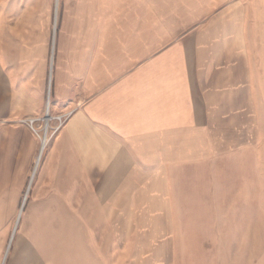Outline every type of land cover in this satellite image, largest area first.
Masks as SVG:
<instances>
[{
	"label": "crops",
	"instance_id": "1",
	"mask_svg": "<svg viewBox=\"0 0 264 264\" xmlns=\"http://www.w3.org/2000/svg\"><path fill=\"white\" fill-rule=\"evenodd\" d=\"M15 13L0 14V264H211L217 178L245 162L235 150L264 154V0ZM48 93L69 115L33 173L23 120Z\"/></svg>",
	"mask_w": 264,
	"mask_h": 264
},
{
	"label": "rangeland",
	"instance_id": "2",
	"mask_svg": "<svg viewBox=\"0 0 264 264\" xmlns=\"http://www.w3.org/2000/svg\"><path fill=\"white\" fill-rule=\"evenodd\" d=\"M23 1L0 0V14L8 15L10 25L16 22L15 12ZM241 153V150H235L233 156H243L245 162L237 158L238 161L228 164L227 168L223 166V176L217 178V209L214 213L218 242L215 249L211 243L202 244L212 253L211 264H264V154L262 162L256 164L249 152ZM259 172L262 177L258 179ZM17 214L13 227H9V236Z\"/></svg>",
	"mask_w": 264,
	"mask_h": 264
},
{
	"label": "built area",
	"instance_id": "3",
	"mask_svg": "<svg viewBox=\"0 0 264 264\" xmlns=\"http://www.w3.org/2000/svg\"><path fill=\"white\" fill-rule=\"evenodd\" d=\"M48 98L49 93L47 94V104L43 115L30 116L23 120V122L28 126L29 130L39 140V150L35 158L33 173L35 172L37 163L40 161L41 156L44 150L47 148L51 138L62 127L69 115V113L51 115L48 109Z\"/></svg>",
	"mask_w": 264,
	"mask_h": 264
},
{
	"label": "bare ground",
	"instance_id": "4",
	"mask_svg": "<svg viewBox=\"0 0 264 264\" xmlns=\"http://www.w3.org/2000/svg\"><path fill=\"white\" fill-rule=\"evenodd\" d=\"M56 1V4H57V8H58V2H59V0H55ZM38 154V153H37ZM43 154H44V152H43ZM39 164V162L37 163V165ZM32 174V173H31ZM21 215H22V212H19L18 214H17V218H18V216H20L21 217ZM4 262V258L2 259V261H1V264ZM5 263V262H4Z\"/></svg>",
	"mask_w": 264,
	"mask_h": 264
},
{
	"label": "water",
	"instance_id": "5",
	"mask_svg": "<svg viewBox=\"0 0 264 264\" xmlns=\"http://www.w3.org/2000/svg\"><path fill=\"white\" fill-rule=\"evenodd\" d=\"M14 230H15V228H14ZM14 230H13V233H14ZM13 233H12V236H13Z\"/></svg>",
	"mask_w": 264,
	"mask_h": 264
}]
</instances>
